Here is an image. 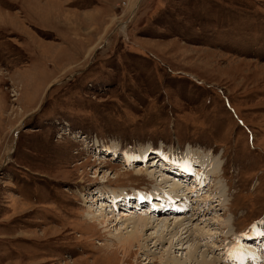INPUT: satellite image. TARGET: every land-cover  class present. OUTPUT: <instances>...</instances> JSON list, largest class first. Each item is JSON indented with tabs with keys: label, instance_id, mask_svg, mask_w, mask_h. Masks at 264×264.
<instances>
[{
	"label": "rangeland",
	"instance_id": "rangeland-1",
	"mask_svg": "<svg viewBox=\"0 0 264 264\" xmlns=\"http://www.w3.org/2000/svg\"><path fill=\"white\" fill-rule=\"evenodd\" d=\"M263 221L264 0H0V264H258Z\"/></svg>",
	"mask_w": 264,
	"mask_h": 264
},
{
	"label": "bare ground",
	"instance_id": "bare-ground-1",
	"mask_svg": "<svg viewBox=\"0 0 264 264\" xmlns=\"http://www.w3.org/2000/svg\"><path fill=\"white\" fill-rule=\"evenodd\" d=\"M173 155H175V156H177L178 154H177V152H175ZM149 156H146L145 158H148ZM209 160V159H208ZM146 162V161H145ZM210 162V161H209ZM209 162H207V160L206 159H203V160H196V162H194V161H192V162H189L188 161V159H187V156L185 155V169H184V171H185V173L187 174V170L188 171H191V169H193L194 168V166H192V164L193 163H197L199 166H202V167H204V168H206V174H207V177H209L210 176V172L213 170L212 169V166L209 164ZM212 162V161H211ZM210 162V163H211ZM220 162V161H219ZM149 162L147 161L146 162V164L145 165H147ZM212 164H213V162H212ZM149 165V164H148ZM214 165V164H213ZM181 167V166H180ZM216 167V168H215ZM214 168L215 169H219L217 166H215ZM140 170H142V168L140 169ZM217 170H215V171H217ZM218 172V171H217ZM216 172V173H217ZM151 173H153V172H151ZM169 173H172V172H170L169 171ZM215 173V172H214ZM216 173H215V175H216ZM175 173H173V174H170V175H174ZM180 174H182L181 172H180ZM186 174H185V176H186ZM212 174V173H211ZM169 175V174H168ZM183 175V174H182ZM213 175V174H212ZM180 176V175H179ZM184 175L182 176V177H185ZM174 179H176L177 181H178V179H181V176L180 177H178L177 175H174L173 176V178H171L170 180L171 181H174ZM197 179V178H196ZM169 181V180H168ZM168 181H165V182H161L160 184L161 185H164V188H165V186L167 185V183H168ZM201 182V181H200ZM202 183V182H201ZM166 184V185H165ZM178 185V184H177ZM162 188V187H161ZM161 191V190H160ZM169 192V191H168ZM161 193H164L165 194V191L164 190H162L161 191ZM163 196V195H162ZM162 196L160 197V199L161 200H164V201H167L168 200V198H166V197H163L162 198ZM173 199H176L177 201L179 200V199H181V195L180 196H178V194H176L175 196H173L172 197ZM141 199V198H140ZM158 199V198H157ZM143 200V199H142ZM142 204V203H141ZM109 205V203H106V200H103V202L101 203V209H103L104 207H106V206H108ZM167 206H168V204H167ZM166 206V207H167ZM113 207V206H112ZM165 207V208H166ZM164 208V209H165ZM154 209V208H153ZM169 210H166L165 209V211L167 212V211H170V210H173L172 209V207H169L168 208ZM100 211V210H99ZM148 211H150V210H148ZM146 212V213H152V211L151 212ZM161 211H164L163 209L161 210ZM156 212H160V211H158V210H156ZM94 214V213H93ZM123 216H128L126 213H123L122 214ZM92 217H93V215H92ZM93 219V218H92ZM95 219V218H94ZM96 219H99L97 216H96ZM122 220H124L127 224H128V220H129V223L131 224H133V225H135V226H133V229L126 235V236H123V237H120L119 238V244L120 245H118V247H120L119 249H122V250H124V257H126V259L127 258H129L130 257V255H131V248H133V246H135L136 244H138L139 246H141V241H142V237H143V233H144V230L145 229H147V228H151V227H153L154 226V221L151 219V218H140V219H137V220H135V219H130V218H125V219H122ZM95 221L96 220H93V221H91L90 220V223H95ZM107 221L108 220H106V223H107ZM119 221V220H118ZM105 224V223H104ZM174 223H167V222H165V223H163V225L162 226H160L159 227V229L157 230V235L155 236V237H157V239H159V241L160 240H169L170 241V245H171V247H173V243L175 242L177 245H184L185 244V233L186 232H188V230H186L185 228H183L182 227V225L181 224H176L175 223V225H173ZM108 225V224H107ZM190 225V224H189ZM104 226V225H103ZM129 226V225H128ZM254 226V225H253ZM156 227H158L157 225H156ZM187 227V226H186ZM193 229H197V228H193ZM178 230V231H177ZM186 231V232H185ZM202 232V231H201ZM204 232V231H203ZM209 233V232H208ZM252 233H253V231H252ZM252 233H251V238L249 239V241L250 242H256L258 239H260L259 237H260V235L261 234H255V236L258 238H256V239H253L252 238ZM153 235H154V233H153ZM190 237H192L193 236V233L191 232L190 233ZM258 235V236H257ZM197 236V238L199 239V236L198 235H196ZM212 236V235H211ZM189 237V236H188ZM262 237V236H261ZM118 238V237H117ZM263 238V237H262ZM240 239V242H238V240H237V243H238V246H242V239L241 238H239ZM158 241V242H159ZM260 242L262 241V239H260L259 240ZM161 244V243H160ZM259 245V247H262V246H264L262 243H259L258 244ZM108 246L109 245H107V246H103L105 249H107L108 248ZM223 247V246H222ZM235 247V246H234ZM104 249V250H105ZM235 249H237V248H235ZM234 248H231L230 250H228V253H227V255L226 256H228L229 255V253L230 252H233L234 254H235V256L237 255L236 254V250H235ZM118 250V248H115V249H113V251H109L108 253H112V252H114V251H117ZM220 250V249H219ZM106 251H108V249L106 250ZM191 252V254L194 256V254H195V252H193L192 250L190 251ZM190 254V255H191ZM191 255V256H192ZM240 255H241V262H238V260H237V262L239 263V264H247V260H254V257H255V251L254 250H252V249H250V248H248V247H246L245 245L244 246H242V251L240 252ZM225 257V256H224ZM225 259H227V260H225V261H227V262H229L230 260L226 257ZM171 261V262H170ZM249 262V261H248ZM151 263V262H150ZM165 263H167V264H185V261H181V260H169V262H165ZM198 264H218L217 262H215V260L214 259H212V260H209V259H206V258H202V260H200L199 262H198ZM256 264V263H255ZM258 264H264V258L263 259H261L260 260V263H258Z\"/></svg>",
	"mask_w": 264,
	"mask_h": 264
}]
</instances>
